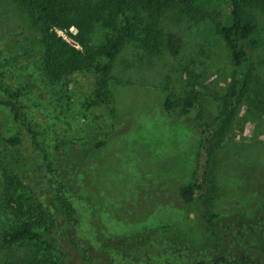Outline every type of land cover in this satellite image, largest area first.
<instances>
[{"label": "trees", "instance_id": "16d2710c", "mask_svg": "<svg viewBox=\"0 0 264 264\" xmlns=\"http://www.w3.org/2000/svg\"><path fill=\"white\" fill-rule=\"evenodd\" d=\"M11 1L24 10L39 32L43 67L51 83L65 78L69 87L64 107L55 109L57 115L47 106L40 110L37 104L35 109L0 61V115L6 109L9 117L8 125L5 115L0 118V198L6 214L15 217L0 230V244H19L28 250L23 256L10 257L9 264H103L97 258L87 259L84 248L74 242L71 231L76 217L66 193L91 206L96 201L97 206L103 204L102 195L95 194L98 184L87 164L95 162L99 141L106 142L116 124L104 109L112 63L126 44L148 52L166 46L173 52L176 37L160 27L161 16L170 9L191 21L214 24L229 53L230 80L211 118L204 115L198 92L192 88L185 90L177 104L170 94L163 102L169 116H173L175 104L180 105V113L190 116L200 131L189 180L176 188L186 206L183 219L130 235H105L92 207L90 221L100 243L98 258L116 250L151 252L155 263L169 259L173 264H264V258L246 254L220 230L214 174L217 150L240 107L245 104L257 113L264 112V84L248 53L257 28L248 11L258 9L264 14V0H221L222 17L210 10L217 0ZM71 26L76 29L72 37L79 47L57 33ZM97 29L104 32L99 43L92 41ZM39 111L45 115H37ZM151 239L156 241L149 245Z\"/></svg>", "mask_w": 264, "mask_h": 264}, {"label": "rangeland", "instance_id": "374dc122", "mask_svg": "<svg viewBox=\"0 0 264 264\" xmlns=\"http://www.w3.org/2000/svg\"><path fill=\"white\" fill-rule=\"evenodd\" d=\"M216 2L210 10L222 17L225 8L221 0ZM248 14L257 24L248 53L264 84V14L258 9H249ZM160 27L176 37L173 52L166 46L148 52L126 44L112 63L109 100L104 109L114 116L116 124L107 141H99L95 162L87 164L93 182L98 184L95 194L102 195L103 204L97 206L96 201L91 206L66 193L76 217L71 231L74 242L84 248L87 259L97 258L103 264H173L169 259L155 263L151 252L144 255L108 250L98 258L100 243L90 221L92 207L96 208L99 230L105 235L125 236L180 222L186 206L177 197L176 188L189 180L200 131L190 116L180 113L177 100L186 89H194L204 115L211 118L230 80L229 53L212 22H194L170 9L161 16ZM57 33L79 47L72 37L76 33L73 26ZM103 38V30L97 29L92 41L99 43ZM42 52L39 32L24 10L11 0H0L1 65L35 109L37 104L40 110L47 106L54 110L52 115H57L55 109L64 107L69 86L65 78L51 83ZM168 94L176 101L173 116L163 107ZM4 115L8 125L6 109L0 118ZM37 115L45 114L39 111ZM37 130L43 139L39 126ZM214 174L215 211L221 215L217 223L219 228L229 229L220 230L246 254L264 258V112L257 113L245 104L240 107L217 150ZM3 208L0 198V230L15 220ZM26 252L23 245L0 244V264H9L10 257Z\"/></svg>", "mask_w": 264, "mask_h": 264}]
</instances>
